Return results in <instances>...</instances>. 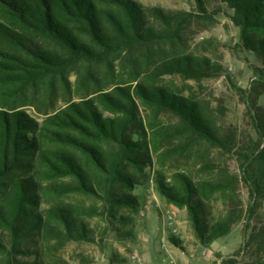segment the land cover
Listing matches in <instances>:
<instances>
[{"label": "trees", "instance_id": "1", "mask_svg": "<svg viewBox=\"0 0 264 264\" xmlns=\"http://www.w3.org/2000/svg\"><path fill=\"white\" fill-rule=\"evenodd\" d=\"M193 1L202 10L203 0ZM223 2L243 49L262 65L253 68L254 90L245 92L259 145L240 169L251 197L264 199V106L256 91L264 87V0ZM192 17L145 8L134 0H0V264H19L16 257L26 255L25 247L40 237L91 240L71 210L56 205L41 213V192L55 199L71 194L102 199L110 215L114 209L135 210L130 191L148 178L145 169L154 154L159 163L174 154L172 148L159 153L164 144L188 135L226 150L229 142L214 117L195 99L160 84L166 75L201 80L216 73L217 66L191 54H152L179 40L182 24ZM70 74L84 92L78 101H68L41 123L20 109L41 90L48 102L58 91L71 95ZM139 104L151 112L148 124ZM159 113L176 116L179 124L156 127ZM169 179L157 172L158 194L186 209L202 244L227 235L240 219L226 216L210 223L203 215L210 195L232 194L237 176L229 177L228 185L196 183L184 172H173ZM171 242L179 246L176 239ZM238 254L220 264H238Z\"/></svg>", "mask_w": 264, "mask_h": 264}, {"label": "rangeland", "instance_id": "2", "mask_svg": "<svg viewBox=\"0 0 264 264\" xmlns=\"http://www.w3.org/2000/svg\"><path fill=\"white\" fill-rule=\"evenodd\" d=\"M145 8H159L167 14L189 13L193 17L182 24L180 39L155 48L153 56L168 58L191 54L206 57L217 66L216 73L201 80H187L178 75L164 76L160 84L174 92L199 102L215 119L229 145L226 150L188 135L166 143L159 153L171 149L170 157L159 163L153 156L152 166L145 169L148 178L132 189L137 200L135 210L114 209L109 214L107 204L98 198L78 194L55 199L41 192L39 211L45 213L56 205L74 212L76 221L83 223L91 240L57 242L53 237H40L38 243L25 247L26 255L16 257L19 264H220L226 257H236L238 264L264 262V199H253L247 185L241 180V164L255 154L259 138L251 114L245 103V92L254 90L253 68L262 66L255 55L241 45L239 30L231 21L232 12L223 0H203L199 10L193 0H134ZM152 24H157L150 18ZM158 60V58H155ZM102 77V76H100ZM71 95L58 91L52 102L43 98L44 90L26 99L21 107L31 118L41 123L68 101H78L83 91L76 88V76L69 75ZM258 104L264 106V87ZM33 92V90H29ZM141 116L148 124L151 112L139 104ZM158 126H176L178 118L170 113L154 117ZM180 144V145H179ZM183 145V151L182 146ZM263 147V143L259 149ZM107 149V146H104ZM158 154V153H157ZM255 168L261 163L254 162ZM157 172L170 182L173 172H184L196 183L204 181L229 184V177L239 179L228 190L210 195L204 202L203 215L212 223L226 216H240L231 225L227 235L212 244L204 245L196 236L188 213L162 198L155 186ZM95 175V173H92ZM96 180L98 177L95 178ZM229 186L223 188L227 189ZM176 230V233H173ZM178 241L179 246L171 242Z\"/></svg>", "mask_w": 264, "mask_h": 264}, {"label": "built area", "instance_id": "3", "mask_svg": "<svg viewBox=\"0 0 264 264\" xmlns=\"http://www.w3.org/2000/svg\"><path fill=\"white\" fill-rule=\"evenodd\" d=\"M173 233H176V230H173Z\"/></svg>", "mask_w": 264, "mask_h": 264}]
</instances>
